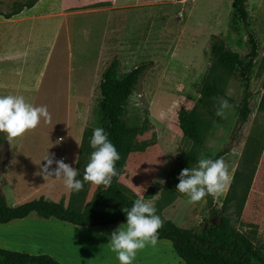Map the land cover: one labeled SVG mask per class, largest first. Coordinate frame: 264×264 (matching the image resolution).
Listing matches in <instances>:
<instances>
[{
	"label": "rangeland",
	"instance_id": "374dc122",
	"mask_svg": "<svg viewBox=\"0 0 264 264\" xmlns=\"http://www.w3.org/2000/svg\"><path fill=\"white\" fill-rule=\"evenodd\" d=\"M234 1L119 2L109 12L104 3L83 0H0V96L22 95L33 106H46L52 117L12 145L1 133L0 193L7 203L44 198L67 206L76 197L84 209L100 197L103 186L85 183L77 193L38 173L50 154L83 179L90 159L80 160L82 135L86 129L107 127L99 110V83L105 66L117 56L120 74L149 64L125 108L127 122L142 130L136 143L145 146L127 156L119 183L132 197L150 201L162 222L200 233L226 217L264 250V0H246L247 26L234 15ZM249 35L257 47L254 58ZM219 42L239 56L242 66L229 73L215 66L212 46ZM214 76L220 79V94L204 98L202 91ZM220 98L232 106L223 118L216 114ZM244 98L250 114L242 123ZM181 109L199 113L200 146L183 137ZM222 151L231 182L213 200L222 213L212 218L206 197L190 204L176 185L183 169ZM236 172L231 191L237 196L224 205ZM121 225L82 228L31 214L0 224V248L48 255L62 264H119L109 243ZM180 262L171 244L161 240L155 248L139 251L133 264Z\"/></svg>",
	"mask_w": 264,
	"mask_h": 264
},
{
	"label": "trees",
	"instance_id": "16d2710c",
	"mask_svg": "<svg viewBox=\"0 0 264 264\" xmlns=\"http://www.w3.org/2000/svg\"><path fill=\"white\" fill-rule=\"evenodd\" d=\"M34 5L32 1L27 7ZM235 16L244 26L248 22V10L246 0H235ZM23 7L19 8L21 11ZM25 8V7H24ZM16 14V13H15ZM252 46L251 57L257 54L255 40L249 35ZM212 52L219 65L228 73L235 66H242V61L236 53L226 50L219 42L212 46ZM252 60L243 66L244 73L251 66ZM219 64V65H218ZM121 62L113 57L105 66L99 83L100 102L99 110L107 121L105 130L109 140L116 147L121 159L116 163L118 175L113 178L111 185L105 189L100 197L84 209L82 203L77 204L76 197H72L67 206L61 201L54 203L44 198L30 200L18 205H10L0 193V224H8L12 221L22 220L30 214L49 220L54 219L72 226L82 228H104L114 224H126V213L124 208H131L136 197L127 193L118 179L124 162L129 154L141 151L145 143L138 145L136 137L142 134L138 127L130 125L125 119V108L132 93L140 85L141 79L149 68L148 63H142L125 74H120ZM219 78L214 76L205 85L202 95L204 98L220 94L221 87L217 85ZM196 110L187 111L181 109L178 113L179 128L183 137L194 145L200 146L202 139V121ZM241 122H246L250 109L247 99L244 98L240 111ZM94 129H86L83 132L80 145V160L89 158L94 149L90 146V139ZM4 139L0 133V146ZM226 152L222 151L213 158L219 159ZM234 175L232 185L227 193L224 205L230 203L236 196V191H231L235 182ZM84 194L81 193V196ZM232 196V198H230ZM246 197L243 194L241 206ZM210 216L216 218L221 216L222 210L218 211L213 205V197L206 196ZM76 201V202H75ZM224 210V208H223ZM159 241L165 240L171 244L173 252L182 261V264H264V250L256 246L253 240L235 229L226 217H221L219 225L215 222L200 233L191 229H182L172 221H163L160 228ZM0 264H62L48 255H29L0 248Z\"/></svg>",
	"mask_w": 264,
	"mask_h": 264
},
{
	"label": "clouds",
	"instance_id": "9594fccd",
	"mask_svg": "<svg viewBox=\"0 0 264 264\" xmlns=\"http://www.w3.org/2000/svg\"><path fill=\"white\" fill-rule=\"evenodd\" d=\"M219 104L216 114L223 118L225 110L232 106L224 98H220ZM51 119L46 106H33L22 95L0 96V133L4 134L11 145L35 131L41 122L51 123ZM90 146L94 151L84 168L82 180L77 179L78 170L50 154L44 158L46 164L38 175H42L46 181L50 178L61 180L65 188L72 192L82 191L85 183L107 189L118 175L116 163L121 159L120 154L105 130L100 127L93 130ZM54 163L55 169L52 168ZM178 180L176 190L188 197V203L196 204L206 196L215 200L223 194L230 185L231 175L223 158H201L197 167L183 169ZM123 211L126 213L127 223L112 232L109 246L116 254L119 264H133L139 251L148 246H157L163 222L156 214L153 204L144 199H136L130 209L124 208Z\"/></svg>",
	"mask_w": 264,
	"mask_h": 264
},
{
	"label": "crops",
	"instance_id": "0c3cea01",
	"mask_svg": "<svg viewBox=\"0 0 264 264\" xmlns=\"http://www.w3.org/2000/svg\"><path fill=\"white\" fill-rule=\"evenodd\" d=\"M85 2H93V3H104L106 4V8L107 10H109V12H112V10L116 7V5L119 3V2H128V3H133V4H136V5H143V4H146V3H151V2H158V1H161V0H83ZM103 9V7H102ZM148 10L150 9V7L147 8ZM107 34V33H106ZM107 37V36H106ZM114 57H117V56H114ZM118 58V57H117ZM119 59V58H118ZM10 160V159H9ZM27 202V201H26ZM24 203V202H23ZM18 205V204H17ZM15 206V205H13ZM31 215V214H30ZM24 219H27V218H24ZM23 220V219H22ZM50 220V219H49ZM60 222V221H59ZM29 237H33L32 235H29ZM158 251V250H157ZM159 252V251H158ZM136 264V263H135ZM178 264H181L178 263Z\"/></svg>",
	"mask_w": 264,
	"mask_h": 264
},
{
	"label": "water",
	"instance_id": "95a60500",
	"mask_svg": "<svg viewBox=\"0 0 264 264\" xmlns=\"http://www.w3.org/2000/svg\"><path fill=\"white\" fill-rule=\"evenodd\" d=\"M217 224L219 225V222H217Z\"/></svg>",
	"mask_w": 264,
	"mask_h": 264
}]
</instances>
